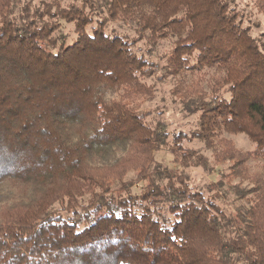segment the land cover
Returning a JSON list of instances; mask_svg holds the SVG:
<instances>
[{
  "label": "trees",
  "instance_id": "1",
  "mask_svg": "<svg viewBox=\"0 0 264 264\" xmlns=\"http://www.w3.org/2000/svg\"><path fill=\"white\" fill-rule=\"evenodd\" d=\"M263 37L231 0H0V264H264Z\"/></svg>",
  "mask_w": 264,
  "mask_h": 264
},
{
  "label": "rangeland",
  "instance_id": "2",
  "mask_svg": "<svg viewBox=\"0 0 264 264\" xmlns=\"http://www.w3.org/2000/svg\"><path fill=\"white\" fill-rule=\"evenodd\" d=\"M231 4L237 11H239L243 21V26L250 28L252 37H259L261 34H264V17L256 12L249 0H231ZM65 30H71L70 25L66 26ZM155 87V98L152 102L148 103L146 107L149 110L154 109L155 111H163V118L168 125L170 134L183 132L188 135L189 131L195 127V116H185L181 112V107L173 101L170 95V89L172 87V83L170 81H166L164 83L157 82ZM157 117L159 118L158 115ZM226 137L232 139L238 149L251 150L253 147V144L244 134L231 136L226 135ZM169 140H171V137ZM182 146L185 148L200 150L203 155L211 160V152L207 150L201 142L196 140L191 142L183 141ZM172 158V155L166 149H163L160 153L156 154V160L159 164L175 168L176 165L172 162ZM224 170V166H218L216 167L215 172L208 174L201 168H188L185 170V174L187 175L188 182L193 190H202L205 194H207L206 186L217 181L218 174ZM135 191H138V189L136 188Z\"/></svg>",
  "mask_w": 264,
  "mask_h": 264
}]
</instances>
